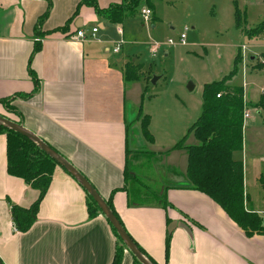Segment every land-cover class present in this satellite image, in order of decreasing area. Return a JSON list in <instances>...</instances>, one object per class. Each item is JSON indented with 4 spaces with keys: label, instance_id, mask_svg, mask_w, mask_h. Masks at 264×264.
<instances>
[{
    "label": "crops",
    "instance_id": "1",
    "mask_svg": "<svg viewBox=\"0 0 264 264\" xmlns=\"http://www.w3.org/2000/svg\"><path fill=\"white\" fill-rule=\"evenodd\" d=\"M79 1L0 0V99L15 96L12 102L22 115L21 124L70 162L103 199L110 198L125 231L157 264H264V232L246 233L206 194L187 187L182 173L175 180L160 178L165 183L160 182L158 191L164 190L167 206L157 198L144 203L131 200L137 192L124 178V169L131 166L133 157L125 117L130 89L123 69L128 60L111 55L119 51L109 45L115 28L122 36L123 22L111 23L92 6L78 7ZM122 1L96 0L99 8ZM143 1L152 6L153 14L151 1ZM253 2L264 5V0ZM48 3L49 12L38 25ZM240 12L245 19L240 32L249 41L261 38L245 34V29L260 21L250 27L246 10ZM68 19L66 29L56 31ZM93 27H97L94 33ZM77 30L84 32L83 38L76 36ZM36 43L39 49L32 53ZM237 54H241L239 50ZM261 57L253 54L250 60ZM261 61L253 70L263 68ZM243 94L247 98L245 89ZM0 114L15 116L1 103ZM134 135L135 147L138 132ZM37 196V188L7 173L5 135L0 134V264L112 263L114 234L101 214L88 218L84 190L59 165L38 203L35 219L27 230H17L11 206L28 208ZM248 202L260 212L258 202ZM176 221L188 225L191 238L179 226L168 229ZM120 264H133L126 249Z\"/></svg>",
    "mask_w": 264,
    "mask_h": 264
},
{
    "label": "rangeland",
    "instance_id": "2",
    "mask_svg": "<svg viewBox=\"0 0 264 264\" xmlns=\"http://www.w3.org/2000/svg\"><path fill=\"white\" fill-rule=\"evenodd\" d=\"M150 1L153 14L144 19L137 12L125 19L121 24L122 36L114 26L109 43L113 47L121 41L119 52L111 55L128 60L126 65H133L138 72L135 80L127 81L130 92L125 102L128 141L132 143L128 152L133 156L128 169L135 177L129 183L137 192L130 196L131 200L154 202L160 182L165 183L160 178L175 180L185 174L187 151L175 144L195 143L188 131L201 112L203 84L230 74L229 84L244 87L247 97L243 96L244 112L250 114L242 127V148L234 151L232 157L243 163L247 200L259 203L257 214L264 223V189L259 182L260 175L264 180V114H258L254 107L257 101L253 103L264 89V66L253 70L260 67L261 60L264 62V36L249 41L234 23L237 7L246 10L247 25L253 27L264 19V5L257 6L253 0ZM146 4L141 0L136 9L152 7ZM181 32L185 33L184 45L178 43ZM169 38L173 44H167ZM253 43L259 46H251ZM153 44L159 45L155 55L150 53ZM238 50L243 58L238 60L236 70L231 71ZM253 54L263 57L253 62L254 58L250 60ZM153 76H159L155 83H151ZM11 104L14 105L12 101ZM146 117L152 139L143 133Z\"/></svg>",
    "mask_w": 264,
    "mask_h": 264
},
{
    "label": "trees",
    "instance_id": "3",
    "mask_svg": "<svg viewBox=\"0 0 264 264\" xmlns=\"http://www.w3.org/2000/svg\"><path fill=\"white\" fill-rule=\"evenodd\" d=\"M139 1L140 0H123L121 3H114L106 8H99L96 0H80L78 7L82 4L92 6L95 13L100 17L107 19L111 23H122L124 19L134 14ZM49 8L50 4L48 3L46 11L39 16L37 20L38 25L41 24L47 16ZM77 11L78 9H76L74 14H77ZM234 14L235 26L242 28L245 19L242 17V13L237 7L235 8ZM66 21L67 22L62 27L57 28L56 31H64L69 19ZM244 32L249 37L264 36V19L254 28L245 29ZM36 34L39 36L41 32ZM38 49L39 43H36L32 53L36 52ZM240 58L241 56L236 54L231 71L236 70ZM261 64L262 63H260V65ZM30 76L33 82L37 83L38 80L32 71H30ZM123 76L126 81L135 80L138 77L137 69L131 64H125ZM230 77L231 75L228 74L227 77L223 79L213 80L203 84L201 112L188 131V133L193 135L195 143L182 145L183 143L179 141L175 144V147L183 146L187 151V166L184 174L185 181L187 182L185 185H188L187 187L206 194L246 233L264 232V223L261 216L257 214L255 210L248 208L249 202L245 193L243 181V163L232 157L234 151L242 148L243 113L246 104L243 100V87L241 85L229 84L227 80ZM217 94L219 95L217 96ZM29 95L31 94L27 96ZM18 97L24 98L26 96ZM14 98L15 96L1 98L0 103L4 105L6 112L15 116L9 117L5 114L0 115L21 124L22 115L16 106L11 104ZM254 107L259 113L264 114V92L260 93ZM147 120L148 118L146 117L145 123L143 122L142 124L143 133L152 139L147 131ZM0 134L5 135L7 173L12 176L20 177L24 182L38 189V196L30 207L23 208L18 205H12L10 209L14 227L19 231H25L35 219L38 203L48 188L54 167L58 164L29 138L22 134L1 124ZM48 146L50 145L48 144ZM50 147L54 149L52 146ZM61 168L74 179L69 172L63 167ZM133 175V171L128 168L124 169V178L126 180H130L131 178L135 180ZM259 182L262 189H264V180L261 175ZM166 187L167 186H165V188ZM81 188L84 190L82 186ZM84 192L86 194L88 218H93L98 214L104 217L96 202L85 190ZM157 199H159V202L164 207L167 206L164 190L158 193ZM105 202L122 225L120 218L113 209L110 198L106 199ZM105 220L116 239V249L111 264H120L124 250L128 249L124 246L108 219L105 218ZM131 239L140 252L146 256L152 264H157L132 237ZM168 244L169 233H167L165 239L166 254L168 252ZM130 254L133 258V264H141L131 252Z\"/></svg>",
    "mask_w": 264,
    "mask_h": 264
},
{
    "label": "water",
    "instance_id": "4",
    "mask_svg": "<svg viewBox=\"0 0 264 264\" xmlns=\"http://www.w3.org/2000/svg\"><path fill=\"white\" fill-rule=\"evenodd\" d=\"M159 78V76H153L151 78V83H155V81ZM192 88V84H188V89ZM0 124L15 131L23 136L29 138L34 144H36L45 154H47L50 158H52L59 166L63 167L67 172H69L74 179L84 188V190L92 197V199L96 202L100 211L104 215L106 219L110 222L112 227L115 229L117 234L119 235L124 246L135 256V258L141 264H152L146 256H144L140 250L137 248L136 244L133 242L131 237L125 231L121 223L115 217L111 209L106 204L105 200L99 195V193L94 189V187L90 184V182L70 163L68 162L61 154L52 149L48 144H46L41 138H39L32 131L25 128L22 124L13 122L4 116L0 115ZM174 226H179L185 230L188 234L189 238H191L190 229L187 224L183 221L171 222L168 225V229H172Z\"/></svg>",
    "mask_w": 264,
    "mask_h": 264
},
{
    "label": "built area",
    "instance_id": "5",
    "mask_svg": "<svg viewBox=\"0 0 264 264\" xmlns=\"http://www.w3.org/2000/svg\"><path fill=\"white\" fill-rule=\"evenodd\" d=\"M140 13H141V15H142V17H143L144 19H147L148 16L150 15L151 11H150L149 8H147V7H143V8H141ZM185 29H186V27L184 28V30H185ZM96 31H97V27H93V28L91 29V32H92V33L96 32ZM118 31L121 33V30H120V29H118ZM76 36H77V37H81V38H83V37H84V32H83L82 30H77V31H76ZM178 43H179V44H182V45L185 44V33H184V32H181V33L179 34V37H178ZM120 44H121V41H119L118 43L115 44V46L113 47V51H114V52H118V51H119V45H120ZM167 44H168V45L173 44V40L169 38V39L167 40ZM158 48H159V45H157V44H153L152 47L150 48V53H151V55H155V53H156V51H157ZM242 48H243V46H242ZM218 95H219V94H217V96H218ZM247 117H248V113H247V112H244V113H243V118L245 119V118H247Z\"/></svg>",
    "mask_w": 264,
    "mask_h": 264
}]
</instances>
